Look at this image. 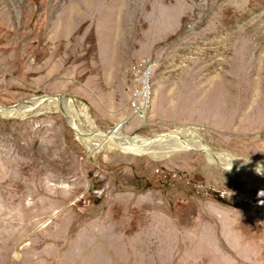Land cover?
Listing matches in <instances>:
<instances>
[{
	"label": "rangeland",
	"instance_id": "rangeland-1",
	"mask_svg": "<svg viewBox=\"0 0 264 264\" xmlns=\"http://www.w3.org/2000/svg\"><path fill=\"white\" fill-rule=\"evenodd\" d=\"M46 96L89 144L183 134L89 153ZM37 99L0 113V264H264V176L193 146L264 162V0H0V110Z\"/></svg>",
	"mask_w": 264,
	"mask_h": 264
},
{
	"label": "bare ground",
	"instance_id": "bare-ground-1",
	"mask_svg": "<svg viewBox=\"0 0 264 264\" xmlns=\"http://www.w3.org/2000/svg\"><path fill=\"white\" fill-rule=\"evenodd\" d=\"M152 67H153V65H152ZM55 99H58V102H56V103H58L60 106L63 107L64 111L67 114V118L69 120V125L72 128H74L73 131L77 132V135L80 138V140H82V142L85 143L86 148H87L89 153H93V152H97L100 150H106L108 148H111V149L119 150L122 152L133 153L136 155L147 154L146 156H149V157H152V158H155L158 160V159L167 158L168 156H170L169 153H171V151H173L171 143L166 144L164 151H162L163 153H160V154L153 152L152 151L153 149H150V148L145 149L142 147L155 148V147H157V143H159L161 141H167L168 142V140H171L173 136L174 137H181L183 134V132H180V130L178 131V129H176L174 131L176 133V135L173 134V136L171 138H167L166 140L163 139L164 137H166L163 135L157 136L154 138H149V139L136 138V137L127 138V137L123 136L121 133H118V131H116V130L122 129V124H123V122H122L121 124H118L116 126V128L112 131L97 134L96 136H98L101 139V142L99 144H92L91 141H90L91 144H89V143H87V140H89L90 138H93L92 136L94 135V133H90V134L84 133L77 126L76 116L68 110V105L66 103H64L66 100L63 97H61V96H46V97H44L42 104L46 103V104L52 105V103ZM150 99H151V90H150L149 101L146 104V106L142 109V117L144 116L143 113L149 107ZM40 100L39 99L32 100L28 104H26V102H23L22 104L15 105L13 107H6V108L0 110V113H5L6 115H16V114L25 113L29 110L32 111V109H34L39 104ZM56 103H54V104H56ZM62 107H61V111L63 112ZM63 114L65 115L64 112H63ZM65 117H66V115H65ZM170 135H171V133H170ZM106 144H108V145H106ZM139 146H141L142 149H140ZM193 146L195 148L199 149L200 151H202L206 155V157L210 163L222 164L224 169L229 172V175H237V174H239L240 170H243V172L244 171L245 172L251 171L252 173H256V175L264 176V162L248 163V164L240 163V162H237L234 159H232V157L228 153H213L203 144L198 145V144L193 143ZM258 172L261 174H258Z\"/></svg>",
	"mask_w": 264,
	"mask_h": 264
},
{
	"label": "built area",
	"instance_id": "built-area-1",
	"mask_svg": "<svg viewBox=\"0 0 264 264\" xmlns=\"http://www.w3.org/2000/svg\"><path fill=\"white\" fill-rule=\"evenodd\" d=\"M154 66L155 61L147 57L131 68L133 87L129 92L128 102L131 113L137 118H142V109L149 101Z\"/></svg>",
	"mask_w": 264,
	"mask_h": 264
},
{
	"label": "clouds",
	"instance_id": "clouds-1",
	"mask_svg": "<svg viewBox=\"0 0 264 264\" xmlns=\"http://www.w3.org/2000/svg\"><path fill=\"white\" fill-rule=\"evenodd\" d=\"M245 162H246V161H245ZM258 174H261V173L258 172Z\"/></svg>",
	"mask_w": 264,
	"mask_h": 264
}]
</instances>
